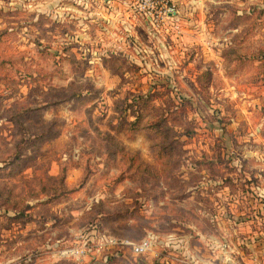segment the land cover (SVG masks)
<instances>
[{"label": "rangeland", "instance_id": "obj_1", "mask_svg": "<svg viewBox=\"0 0 264 264\" xmlns=\"http://www.w3.org/2000/svg\"><path fill=\"white\" fill-rule=\"evenodd\" d=\"M0 0V264H261L264 0Z\"/></svg>", "mask_w": 264, "mask_h": 264}, {"label": "built area", "instance_id": "obj_2", "mask_svg": "<svg viewBox=\"0 0 264 264\" xmlns=\"http://www.w3.org/2000/svg\"><path fill=\"white\" fill-rule=\"evenodd\" d=\"M135 6L134 11L145 13L152 21L170 17L176 10L173 0H130ZM151 237L134 239L117 236L107 232H99L96 236L86 235L84 239H58L55 253L58 259L69 264H91L97 259L108 261L111 257L122 253L136 255L147 254L152 249ZM261 264H264V244L261 246Z\"/></svg>", "mask_w": 264, "mask_h": 264}, {"label": "crops", "instance_id": "obj_3", "mask_svg": "<svg viewBox=\"0 0 264 264\" xmlns=\"http://www.w3.org/2000/svg\"><path fill=\"white\" fill-rule=\"evenodd\" d=\"M130 1V0H129Z\"/></svg>", "mask_w": 264, "mask_h": 264}]
</instances>
